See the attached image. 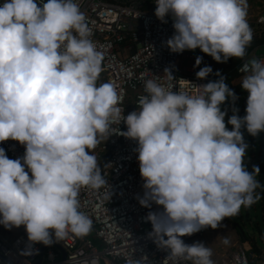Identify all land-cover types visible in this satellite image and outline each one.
I'll use <instances>...</instances> for the list:
<instances>
[{"label":"clouds","instance_id":"clouds-1","mask_svg":"<svg viewBox=\"0 0 264 264\" xmlns=\"http://www.w3.org/2000/svg\"><path fill=\"white\" fill-rule=\"evenodd\" d=\"M154 3L159 20L172 18V52L199 48L218 63L242 61L245 115L237 114L238 97L219 71L216 80L190 82L194 90L147 79L136 110L125 115L114 86L98 83L103 58L77 0H0V142L25 147L16 159L0 147V225L24 226L30 242L46 246L88 235L93 222L81 211L80 191L108 185L94 150L112 136L113 123H124L120 135L137 142L144 192L136 198L158 206L145 220L149 235L169 250L163 264H214L209 246L181 237L216 229L264 195L259 166L249 171L244 163L241 131L264 132V58L247 53V0ZM210 74L208 65L195 73L201 80ZM159 77L174 76L165 68Z\"/></svg>","mask_w":264,"mask_h":264},{"label":"built area","instance_id":"built-area-1","mask_svg":"<svg viewBox=\"0 0 264 264\" xmlns=\"http://www.w3.org/2000/svg\"><path fill=\"white\" fill-rule=\"evenodd\" d=\"M146 1L77 0L92 33L91 39L103 58L98 83L109 82L114 86L121 97L119 107L125 115L136 110V100L143 93L147 79L189 90H194L191 83L200 85L211 80L209 76L201 80L195 75L208 65L206 54L199 48L174 53L167 47L166 41L175 31L172 18L168 16L167 22H162L154 14V0L149 8L144 6ZM257 24L264 26V11L258 16ZM252 54L264 58V54ZM197 56L203 57L199 66H195ZM165 68H169L174 77H159L164 75ZM111 128L112 136L102 139L94 150L108 185L98 191L83 188L79 196L81 211L93 222L89 235L104 248L98 250L86 236L70 237L46 246L30 242L25 230L13 240L0 232V264H135L136 260L141 264H163L169 250L157 245L149 235L151 222L145 220L148 212L156 211L158 206L143 207L136 198L144 192L135 151L137 142L120 135V130L126 131L124 123H113ZM0 147L10 159L22 157L25 151L23 145L11 139L0 142ZM105 154H109L107 167L101 165ZM209 229L211 227L203 228L181 239L187 244ZM231 264H264V250L242 249L234 255Z\"/></svg>","mask_w":264,"mask_h":264},{"label":"rangeland","instance_id":"rangeland-1","mask_svg":"<svg viewBox=\"0 0 264 264\" xmlns=\"http://www.w3.org/2000/svg\"><path fill=\"white\" fill-rule=\"evenodd\" d=\"M122 1L130 3L134 0ZM263 11L264 0H247V21L250 27H252V24ZM214 62L215 60L210 58L209 64L211 65ZM240 93L236 108L239 109L237 114L242 117L245 115L248 94L243 89ZM232 114L231 112L230 116ZM231 127V125H228L229 130H231ZM246 144L248 145L246 158L251 165V160H254V157L259 152V136L257 135L256 139H246ZM247 208L242 207L238 215L230 218L227 217L216 229L211 228L203 236L193 240V242H202L205 246H209L212 249L214 264H231L234 255L242 249L250 251L254 247H257L260 250H264V236H259L256 231L257 227L262 229L263 224L259 200ZM246 212L249 213V218H246ZM236 224H240L244 228L245 236L239 231ZM24 230V226L6 229L3 225H0V232L9 240H13ZM86 237L92 239L98 250L101 251L104 248V245L94 237H91L89 234ZM225 239L228 241L227 244L224 243ZM62 258V254H60L59 259L61 260Z\"/></svg>","mask_w":264,"mask_h":264},{"label":"trees","instance_id":"trees-1","mask_svg":"<svg viewBox=\"0 0 264 264\" xmlns=\"http://www.w3.org/2000/svg\"><path fill=\"white\" fill-rule=\"evenodd\" d=\"M152 0H147L145 2V8H149L150 7V2ZM252 32H253V40L251 45L248 47L247 49V53L248 55L254 51L256 48L264 46V26H261L259 24H257V20L252 24ZM208 58V62L211 59H213L211 56L207 55ZM242 64V61L237 60L235 58H230L226 63H218V62H214L213 64H209L208 66H211L213 69V74H210L209 77L211 78V80H216L218 79L217 76H215V72L219 71L222 75H224L226 77V82L229 84V87L232 88L236 95L238 96L242 90V88L240 87V83L239 84H234V81L240 77V74L238 73V68L240 67V65ZM231 106L232 104L229 102H226L225 105H223V108H227L228 110V116H230L231 114ZM227 119V117H226ZM228 127V125H227ZM259 140H260V148H259V152L257 155V159L252 160L251 161V167H249V171H252L253 166H259L260 169V174L257 176V179L264 184V132H260L259 135ZM109 154H105L104 155V160L101 162V165H104L106 160L108 159ZM258 192L261 191V189H257ZM259 207H260V211H261V216H262V230L264 232V195L261 196V199H259ZM248 209V208H247ZM253 250L259 252V248L254 247Z\"/></svg>","mask_w":264,"mask_h":264},{"label":"crops","instance_id":"crops-1","mask_svg":"<svg viewBox=\"0 0 264 264\" xmlns=\"http://www.w3.org/2000/svg\"><path fill=\"white\" fill-rule=\"evenodd\" d=\"M255 53L256 52V54H258V55H263L264 54V46H261V47H258V48H256L254 51H252L248 56H250V55H253L254 56V54H252V53ZM208 65H209V62H208ZM241 76L242 75H240V77L239 78H237L235 81H234V84H239L240 83V79H241ZM241 94V93H240ZM239 94V95H240ZM239 95L237 96L238 97V99L236 100V102H235V107L237 106V103H238V101H239ZM232 107H233V105L231 106V109H232ZM232 112V111H231ZM260 135V133L258 134V136ZM254 159L256 160L257 159V156H255L254 157ZM249 160L246 158V160H245V165H246V167H247V169L249 170V167H251V165L249 164V162H248ZM252 161V160H251ZM194 242H197V241H194ZM193 241H191V242H189L188 244H192V243H194Z\"/></svg>","mask_w":264,"mask_h":264},{"label":"water","instance_id":"water-1","mask_svg":"<svg viewBox=\"0 0 264 264\" xmlns=\"http://www.w3.org/2000/svg\"><path fill=\"white\" fill-rule=\"evenodd\" d=\"M241 131L243 133L245 142H246V139H256L257 138V135L256 136H252L249 133H247V131L244 130V129H241ZM245 160H246V156H245ZM245 160H244V162H245ZM246 218H249V213L248 212H246ZM236 226L238 227L239 231L245 236L244 228L240 224H236ZM256 231H257V234L259 236H264V232H263V230L260 227H257ZM42 254H43V251H42Z\"/></svg>","mask_w":264,"mask_h":264}]
</instances>
